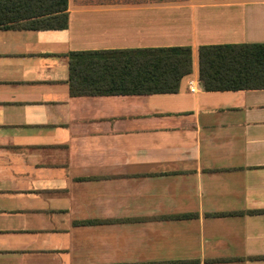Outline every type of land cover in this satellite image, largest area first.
<instances>
[{
	"label": "crops",
	"instance_id": "0c3cea01",
	"mask_svg": "<svg viewBox=\"0 0 264 264\" xmlns=\"http://www.w3.org/2000/svg\"><path fill=\"white\" fill-rule=\"evenodd\" d=\"M67 12L0 27V264H264V89L206 91L198 64L264 43V0ZM171 46L193 56L176 93L70 91L73 51Z\"/></svg>",
	"mask_w": 264,
	"mask_h": 264
},
{
	"label": "trees",
	"instance_id": "16d2710c",
	"mask_svg": "<svg viewBox=\"0 0 264 264\" xmlns=\"http://www.w3.org/2000/svg\"><path fill=\"white\" fill-rule=\"evenodd\" d=\"M67 7L68 0H0V27L65 29ZM198 64L206 91L264 89V43L203 45ZM69 69L76 96L176 93L193 71L192 48L73 51Z\"/></svg>",
	"mask_w": 264,
	"mask_h": 264
},
{
	"label": "built area",
	"instance_id": "2783aa9c",
	"mask_svg": "<svg viewBox=\"0 0 264 264\" xmlns=\"http://www.w3.org/2000/svg\"><path fill=\"white\" fill-rule=\"evenodd\" d=\"M191 90H192V91H194V88H193V87H191Z\"/></svg>",
	"mask_w": 264,
	"mask_h": 264
}]
</instances>
